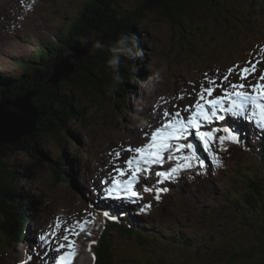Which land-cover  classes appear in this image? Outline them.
<instances>
[{"label": "rangeland", "instance_id": "1", "mask_svg": "<svg viewBox=\"0 0 264 264\" xmlns=\"http://www.w3.org/2000/svg\"><path fill=\"white\" fill-rule=\"evenodd\" d=\"M83 1L0 0V78H12L22 68H27L29 64H24L23 59L36 53L38 45L58 42L60 30L68 27L81 10ZM137 2L118 0L116 4L128 10ZM221 3L224 8L220 9L218 5L217 9L214 7L216 3L194 2L195 5L182 17L183 27L172 24L157 13L146 14L135 22L136 37L144 55L138 59L139 64L132 73L140 71L141 75L137 82L133 76L124 80L130 85V94L121 109L112 107L111 98L104 101L92 89L89 97L72 88L75 98L87 104L84 114L87 122L80 118L68 123L72 138L60 150L67 156L77 147L69 162L71 181L56 182L47 163H37L26 152H16L5 158L17 176L27 177L13 183L15 191L28 203L31 217L22 239L7 245L0 236V264H55L57 256L69 251L67 248L56 251L59 243L66 242L63 240L65 234L74 241L77 260L71 263L93 264L90 247L100 236L99 220L106 212L101 198H104L106 184L102 182L106 180L110 184L113 178L127 179L134 171L139 183L134 184L133 190L138 197L134 202L118 200L120 204L117 205L120 206L116 212L119 216L126 212L148 238L152 232L162 233L164 238L160 243L152 241L147 249H142L136 241L123 239L117 229L112 230L109 237L113 241L114 264H237L235 252L258 246L260 240L264 241V215L250 214L246 208L239 210L233 207L234 196L229 193L234 190L231 189L232 179L234 181L236 176L233 170L244 172L252 170V166L257 167L258 161L250 151L238 146L222 151L223 146L215 138L205 150L196 138L195 130H192L189 142L197 146V155L205 162L203 168L195 164L166 180L158 177L157 172L168 171L176 163L167 159V153L162 155V165H153L150 170L141 168L137 171L139 166L134 162L131 166L124 164L129 158L139 159L138 154L125 149L149 143L151 132L167 122L163 117L164 111H180L182 116L192 114L195 103L199 101L197 93L201 85L209 86L208 79L228 88L230 83L241 82L238 74L228 72L229 68L236 72L239 67L255 64L256 73L248 76L244 90L251 94L252 89L247 84L259 82L258 74L264 73V1L259 7L257 3L247 4L243 0ZM231 4L237 12L229 14L227 8ZM225 18L229 19V25L239 27V32L233 31L237 35L231 36L230 29L227 30L229 33H223V28L217 30L218 20L225 24ZM154 71H160L163 80L149 94L142 82ZM225 75L229 77L227 82L223 79ZM215 95L222 96L223 93L215 88L213 96L205 93L204 98L213 99ZM184 107L188 108L187 112L183 111ZM208 108L205 105L206 111ZM238 118L230 117L231 123ZM248 121L264 139V132L253 121ZM221 122H212V126H219ZM145 133H148L147 137ZM41 145L49 157L57 153L53 137L43 140ZM209 151L221 159L222 167L214 164ZM116 152H121V157L117 158ZM122 165L125 176H119L115 171ZM92 174L96 180L95 187L89 189L86 177ZM145 185L150 191H145ZM160 187L171 189L168 193L160 192L163 200L155 199V189ZM28 196H32L31 200ZM106 203L111 205L109 201ZM145 204L150 207L141 213L140 208ZM85 220L89 222L90 234L72 235L79 232L77 221ZM66 228L72 232L65 233ZM41 235L47 238L44 244L39 240ZM182 236L191 239L193 245L172 241L174 237ZM29 255L31 261H28ZM259 255L257 251L254 259Z\"/></svg>", "mask_w": 264, "mask_h": 264}, {"label": "trees", "instance_id": "2", "mask_svg": "<svg viewBox=\"0 0 264 264\" xmlns=\"http://www.w3.org/2000/svg\"><path fill=\"white\" fill-rule=\"evenodd\" d=\"M220 1L226 0H138L131 9L123 10L118 0H85L79 13L71 19L68 27L60 30L58 42L44 46L38 45L39 50L36 53L27 55L24 64H29L27 68H22L12 78H0V101L14 99L17 96L32 94V104L36 108V119L34 131L30 136H24L19 141L10 144H0V236L7 245L18 241L25 236L27 224L30 220L28 215V203L25 202L22 195L15 191L13 183L26 179V175L17 176V172L10 168L5 158L16 152H26L37 163H47L48 169L56 182H64L69 179V162L72 156L77 152V147L72 153L65 156L61 150L66 141H69L71 135L67 125L73 119L82 118V122H87L84 114L87 104H82L76 99L72 90L76 89L90 97L94 90L105 101L111 98L112 107L119 110L124 105L129 91V84L123 83L110 91L112 84V72L106 66V61L110 58L107 47L103 50L90 49V57L77 58L73 63V70L64 78L56 83H52V74L54 66L59 63L67 54V48L79 37V35L92 36L99 39L106 46L116 40L121 33L135 34V22L143 18L146 14L157 13L166 17L172 24L185 26L182 17L186 11L191 9L197 2L199 4L209 3L215 8L220 6ZM247 4L257 3L258 7L264 0H243ZM213 2V3H212ZM227 12H237L232 4L227 8ZM237 19L241 22V18ZM225 24L221 19L218 20V31L225 30L223 33H229L231 36L237 35L239 27L229 25V19L225 18ZM223 28V29H222ZM227 32V30H229ZM234 31V32H233ZM191 34V32H190ZM192 34H194L192 32ZM187 41L188 37L184 38ZM141 48V44L139 43ZM138 59L131 60L121 58L120 73L124 80L132 76L140 78L141 72L136 70ZM248 127L249 125L246 124ZM250 129V128H249ZM251 130V129H250ZM253 133H243L246 135L239 137V143H234L244 151H250L256 159L257 167H251L252 170L242 172L240 169L233 170L235 179L231 184L229 193H233L234 200L231 202L233 207L239 210L246 208L250 214L264 215V139L259 133L251 130ZM53 137L57 153L49 157L44 153L41 145L43 140ZM248 137L252 139L248 140ZM224 148L230 146L224 145ZM263 176V177H261ZM23 178V179H21ZM89 188L92 187L91 179L88 180ZM160 196V200L164 197ZM32 196H29L31 200ZM111 211L110 216H104L103 227L100 230V236L91 246L93 254V264H114L113 241L109 233L117 229L119 237L136 241L138 247L147 249L150 243H160L164 238L162 233H150V238L138 225H134L130 216L123 213L117 218ZM115 216L116 219H112ZM181 238V239H180ZM173 238L175 244L183 243L192 246L191 239L186 236ZM259 251L258 259H254L256 252ZM238 259L237 264H264V241L260 240L258 246L241 249L234 253ZM157 264V263H147Z\"/></svg>", "mask_w": 264, "mask_h": 264}, {"label": "snow or ice", "instance_id": "3", "mask_svg": "<svg viewBox=\"0 0 264 264\" xmlns=\"http://www.w3.org/2000/svg\"><path fill=\"white\" fill-rule=\"evenodd\" d=\"M257 65L252 64L250 67H239L236 72L232 68L228 69L230 74H238L240 78V83H230L228 88L223 85L218 84L217 81L208 79V87L201 85L200 92L197 93L199 96V101L195 103L194 111L191 115L182 116L180 111L171 113L169 111L163 112V117L166 119L160 127H156L154 131L151 132L150 142L145 143L140 147L132 148L129 146L125 151L134 152L138 154L139 159L135 160V163L139 166L137 171L141 168L145 170H150L153 165H162L164 162L162 155L167 153L168 160L176 161L175 166L171 167L168 171H158L157 176L163 177L166 180L173 179L174 175L178 174L182 169H191L195 164H198L200 168L205 166L204 160H202L197 155V146L189 142V137L194 134L199 141L202 142L205 150L209 149L210 142L218 139L221 145L224 144L226 140L232 143H239V136L236 134L234 129L225 127L223 129L208 127L211 125L212 121H225L227 117H240L250 121H253L257 127L264 132V73H259V82L252 84H247V87L252 89L255 94H250L245 91L248 76L252 73H256ZM207 75V74H205ZM224 81H228L229 77L225 75L223 77ZM215 88H219L223 95H215L213 99L205 100V93L211 97L214 94ZM230 88V90H229ZM181 99L183 97H180ZM227 102V103H226ZM205 105L209 108L206 111ZM184 112L188 111L187 107L183 108ZM204 127H208V130H201ZM224 134L218 135L219 132ZM146 137L148 133L144 134ZM175 141H183L182 143H175ZM222 151H227L226 148L221 149ZM175 153V155H174ZM183 153V155H180ZM114 155L119 158L121 157V152H116ZM214 164L217 167H222V161L213 151H209ZM134 160L129 158L124 161V164L131 166ZM119 176H125V170L123 165L121 168L115 169ZM105 183L104 187V199H114L121 200L126 199L129 202H134L138 197V193L133 190L135 183H139L137 179V172L134 171L127 179H117L113 178L110 184ZM145 191H150V189L145 185ZM155 199L159 200L160 192H167L168 188H156ZM150 205L145 204L144 207L140 208V212L143 213L146 208ZM105 216H110V213L105 212ZM112 219H116L112 216ZM88 221L83 222L77 221L79 225V232H74L72 235L79 236L81 233L85 235L90 234V229L87 227ZM57 227H60L57 223ZM65 233H70L72 230L66 228ZM46 236L41 235L39 240L42 244L46 242ZM63 240L67 243H61L57 252L62 249H69V251L63 252L62 255L56 257L55 264H71L72 258L75 255L74 251V241L70 239L68 234L63 236ZM94 242V241H93ZM32 257L29 255L28 261H31Z\"/></svg>", "mask_w": 264, "mask_h": 264}, {"label": "water", "instance_id": "4", "mask_svg": "<svg viewBox=\"0 0 264 264\" xmlns=\"http://www.w3.org/2000/svg\"><path fill=\"white\" fill-rule=\"evenodd\" d=\"M84 36L86 35H79L67 48L66 56L54 66L52 83L72 72L73 63L77 58L90 57L89 46L81 47L79 43V38ZM36 112L31 93L0 101V144L15 143L24 136H30L34 131Z\"/></svg>", "mask_w": 264, "mask_h": 264}, {"label": "clouds", "instance_id": "5", "mask_svg": "<svg viewBox=\"0 0 264 264\" xmlns=\"http://www.w3.org/2000/svg\"><path fill=\"white\" fill-rule=\"evenodd\" d=\"M79 43L81 47L89 45L90 49L103 50L107 47V51L110 53V58L106 61V66L112 72L110 91L114 90L116 86L124 82V78L120 73L121 58L135 60L142 58L144 55V51L140 48L138 38L134 33H121L116 40L110 42L107 46L99 39L89 36L79 38ZM162 80L163 77L161 72L154 71L151 75L145 78L142 85L145 91L150 94L155 90L157 84L162 82ZM139 111L140 108L137 107V112Z\"/></svg>", "mask_w": 264, "mask_h": 264}, {"label": "bare ground", "instance_id": "6", "mask_svg": "<svg viewBox=\"0 0 264 264\" xmlns=\"http://www.w3.org/2000/svg\"><path fill=\"white\" fill-rule=\"evenodd\" d=\"M244 90V89H243ZM249 139V138H248ZM250 141H251V143H252V139H249ZM28 198H29V196H28ZM28 215H29V212H28ZM54 245V244H53ZM71 264H73V263H71Z\"/></svg>", "mask_w": 264, "mask_h": 264}]
</instances>
